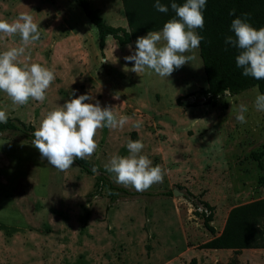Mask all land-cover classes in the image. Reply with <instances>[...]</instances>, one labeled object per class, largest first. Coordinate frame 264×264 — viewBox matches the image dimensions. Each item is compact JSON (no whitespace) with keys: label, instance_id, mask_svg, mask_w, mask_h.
I'll use <instances>...</instances> for the list:
<instances>
[{"label":"rangeland","instance_id":"obj_1","mask_svg":"<svg viewBox=\"0 0 264 264\" xmlns=\"http://www.w3.org/2000/svg\"><path fill=\"white\" fill-rule=\"evenodd\" d=\"M87 1L116 16L104 19L108 24H125L120 0ZM21 13L32 15L41 32L21 60L48 67L56 79L43 103L14 105L0 91V110L36 129L49 111L87 94L86 103L99 101L130 121L123 129L98 131V148L88 159L94 174L74 163L59 171L30 141L0 134V264H228L231 258L264 264V248L235 253L200 247L220 232L230 207L264 196V155L260 164L250 157L264 146V112L254 107L257 89L224 93L210 106L194 93L206 85L197 49L196 59L166 80L149 69L137 74L127 64L107 66L95 28L76 0H0V20L12 22ZM73 34L84 35V48L71 47ZM146 35L133 40V50ZM112 41L108 53L114 52ZM19 46V35L0 39V52ZM117 50L118 58L130 52L129 46ZM178 95L181 105L175 103ZM241 104L248 108L243 124L236 119ZM131 133L144 143L141 154L164 170V179L141 194L110 201L104 187L95 189V176L101 172L116 184L105 164L113 155H129ZM172 189L177 195L158 194ZM195 210L211 213L213 234Z\"/></svg>","mask_w":264,"mask_h":264},{"label":"clouds","instance_id":"obj_2","mask_svg":"<svg viewBox=\"0 0 264 264\" xmlns=\"http://www.w3.org/2000/svg\"><path fill=\"white\" fill-rule=\"evenodd\" d=\"M206 4L207 0H186L182 5L172 2L170 6L175 17L167 21L162 30L149 31L146 36L138 37L135 51L125 57L127 62H134L131 71L140 74L149 69L161 78H168L175 70L196 59L195 50L204 39L196 29L204 27ZM154 7L162 13L169 10L160 0H155ZM234 13L233 9L230 15ZM249 18L250 14L245 13L232 20L234 37H226L225 43L239 50L235 60L243 76L264 80V27L255 28ZM16 35L21 38V46L0 52V91L6 93L14 105L23 106L30 100L43 103L56 79L54 71L39 63L21 60L28 46L40 39V26L28 13H21L12 22L0 20V39ZM131 47L129 45L130 50ZM115 98L119 99L118 96ZM90 99L89 95L83 94L66 101L63 106L49 111L33 132L32 145L42 159L59 171L70 169L76 159L87 160L93 156L98 148L95 137L99 130L105 127L123 129L130 121L127 116L117 115L112 107H101L99 101L85 102ZM254 107L256 111L264 112V94H257ZM247 111V106L239 105L238 122H247L244 115ZM7 122L6 111L0 110V124ZM134 126L139 127L140 122ZM143 148L141 140H129V155H113L105 164L106 171L114 174L112 178L116 184L144 192L163 182L164 170L159 165L153 166V161L141 154Z\"/></svg>","mask_w":264,"mask_h":264},{"label":"trees","instance_id":"obj_3","mask_svg":"<svg viewBox=\"0 0 264 264\" xmlns=\"http://www.w3.org/2000/svg\"><path fill=\"white\" fill-rule=\"evenodd\" d=\"M172 2L182 5L186 0H160L161 4L168 6L167 13L156 10L155 0H120L126 25L113 26L105 22L98 14V10L90 7L87 0H76L84 16L95 28L97 47L102 57L104 39L107 35H110L117 45L121 46L140 34L162 29L167 21L175 17L170 6ZM233 9L235 10L234 15H230ZM245 13L250 14L249 23L255 28L264 27V0H207L203 10L204 27L196 29L197 34L204 37L197 50L206 85L194 91L203 97L204 104L214 106L217 97L224 94V90L228 91V95H234L247 88L255 87L259 94H264V80L243 76L242 69L236 66L235 60L239 50L225 43L226 37H234L231 31L232 20L242 17ZM175 103L181 105L179 96L176 97ZM186 105L194 106L191 103ZM34 131L32 124L24 123L18 118L8 117L7 124H0V134L4 137L17 135L32 142ZM131 138L135 140L134 133ZM262 155H264V146L259 152H250L251 159L258 164H260ZM74 164L81 171L94 174L93 164L88 159H76ZM94 185L95 189L104 187L110 201L118 196L141 194L114 184L101 172L95 176ZM171 192V190H166L158 194L170 195ZM202 204L204 208L211 210L207 203L202 201ZM194 212L202 216L203 225L213 234V227L209 225L211 213L208 212L205 215L204 212L196 210ZM200 247L232 249L235 253L243 248H264V196L230 207L220 232L201 243ZM228 264H236L235 258H231Z\"/></svg>","mask_w":264,"mask_h":264},{"label":"crops","instance_id":"obj_4","mask_svg":"<svg viewBox=\"0 0 264 264\" xmlns=\"http://www.w3.org/2000/svg\"><path fill=\"white\" fill-rule=\"evenodd\" d=\"M96 9L98 10V14L102 17V19H116V16L115 17H113V16H111L110 14H106L105 13V11H103L102 12V10H101V8L99 7V6H97L96 5ZM105 14V15H104ZM123 18H124V16H123ZM46 22V21H45ZM106 22V21H105ZM47 23V22H46ZM63 24H64V22H63ZM116 25H118V24H116ZM126 24H124V25H120V26H125ZM65 26V25H64ZM54 29H57V28H54ZM160 30H162V29H160ZM160 30H157V31H160ZM146 33H148V32H146ZM144 34V33H143ZM83 36L84 35H81V34H73V36H71L70 38H71V40H72V48L74 49V47L76 48V49H79V48H84V45H85V43H84V38H83ZM139 36V35H138ZM137 37V36H136ZM135 37V38H136ZM110 38H112L110 35H107L106 37H105V39H104V45H103V48H102V53H103V57H102V60L104 61V62H106V65L107 66H111L112 68L114 67V66H117L119 69L120 68H122V67H124V65L126 66V64L128 65V66H130V72H131V68L134 66V62H127L126 60H125V57L126 56H122V57H120V58H118V55H117V52H118V50H117V46L118 47H121V46H124V47H126V46H129V45H132L133 43V40L135 39H133V40H131L130 42H128V43H126V44H124V45H121V46H119V45H117V43H116V41H115V43H116V45L114 46V52H111V53H108V51H107V45H108V43H110V44H112V45H114L113 44V41H112V39H110ZM53 43V45H52V48H53V50H54V52L56 51L55 49H56V42H54V41H52ZM70 50V49H69ZM72 50V49H71ZM117 50V51H116ZM129 50H130V48H129ZM113 51V50H112ZM135 50H133V47H131V50H130V52H128V56L129 55H131V54H133V52H134ZM198 51V50H197ZM93 52V51H92ZM57 53V52H56ZM176 77L175 76H173L172 75V77L171 78H166V80H171V79H175ZM205 87V86H204ZM195 89V88H194ZM180 95V94H179ZM178 95V96H179ZM177 96V97H178ZM194 121L196 122V119H194ZM131 135H132V133H131Z\"/></svg>","mask_w":264,"mask_h":264},{"label":"water","instance_id":"obj_5","mask_svg":"<svg viewBox=\"0 0 264 264\" xmlns=\"http://www.w3.org/2000/svg\"><path fill=\"white\" fill-rule=\"evenodd\" d=\"M224 93H227L228 94V91L227 90H224ZM94 173H96V172L94 171ZM172 194L173 195H177V192H176L175 189H172Z\"/></svg>","mask_w":264,"mask_h":264}]
</instances>
